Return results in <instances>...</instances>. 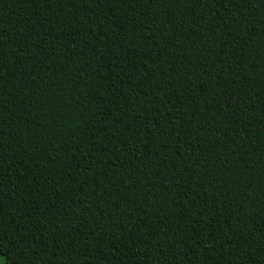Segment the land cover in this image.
<instances>
[{
    "label": "trees",
    "instance_id": "obj_1",
    "mask_svg": "<svg viewBox=\"0 0 264 264\" xmlns=\"http://www.w3.org/2000/svg\"><path fill=\"white\" fill-rule=\"evenodd\" d=\"M3 264H264V0H0Z\"/></svg>",
    "mask_w": 264,
    "mask_h": 264
},
{
    "label": "rangeland",
    "instance_id": "obj_2",
    "mask_svg": "<svg viewBox=\"0 0 264 264\" xmlns=\"http://www.w3.org/2000/svg\"><path fill=\"white\" fill-rule=\"evenodd\" d=\"M0 261H2V262H3V258H2V256H0Z\"/></svg>",
    "mask_w": 264,
    "mask_h": 264
},
{
    "label": "snow or ice",
    "instance_id": "obj_3",
    "mask_svg": "<svg viewBox=\"0 0 264 264\" xmlns=\"http://www.w3.org/2000/svg\"><path fill=\"white\" fill-rule=\"evenodd\" d=\"M0 264H3V262H2V261H0Z\"/></svg>",
    "mask_w": 264,
    "mask_h": 264
}]
</instances>
